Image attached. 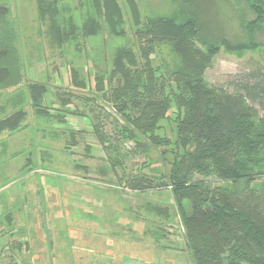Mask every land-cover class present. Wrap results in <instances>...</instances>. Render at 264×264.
Segmentation results:
<instances>
[{"label": "trees", "instance_id": "trees-1", "mask_svg": "<svg viewBox=\"0 0 264 264\" xmlns=\"http://www.w3.org/2000/svg\"><path fill=\"white\" fill-rule=\"evenodd\" d=\"M193 1L172 0V13L151 17L141 16L135 0H126V11L117 0L35 4L50 43L61 48L78 37L92 54L101 71L95 91L116 108L125 138L148 153L162 148L166 173L130 187L170 189L192 264H264V69L231 76L230 90L210 86L204 73L220 47L254 44L213 34L193 13ZM234 1L253 14L251 32L264 28V0ZM127 13L136 45L121 41ZM71 78L76 88L85 85ZM46 92L45 84L24 81L10 9L0 5V136L22 130L30 112L51 119ZM12 96L18 99L8 108ZM165 120L172 137L159 134Z\"/></svg>", "mask_w": 264, "mask_h": 264}, {"label": "rangeland", "instance_id": "rangeland-1", "mask_svg": "<svg viewBox=\"0 0 264 264\" xmlns=\"http://www.w3.org/2000/svg\"><path fill=\"white\" fill-rule=\"evenodd\" d=\"M117 1L126 11V0ZM135 2L141 16L173 11L172 0ZM0 5L10 9L24 81L46 85L44 105L53 115L30 112L22 130L0 136V264H192L170 189L130 187L134 179L166 173L162 148L148 153L125 138L116 108L95 91L100 70L80 38L61 48L50 43L34 15L35 0ZM191 7L213 34L254 44L220 47L204 73L210 86L230 90L231 76L264 69V28L246 27L254 16L242 2L194 0ZM125 19L121 41L136 45L128 13ZM72 76L85 85L76 88ZM159 125L161 136L172 137L170 121Z\"/></svg>", "mask_w": 264, "mask_h": 264}, {"label": "crops", "instance_id": "crops-1", "mask_svg": "<svg viewBox=\"0 0 264 264\" xmlns=\"http://www.w3.org/2000/svg\"><path fill=\"white\" fill-rule=\"evenodd\" d=\"M35 10H36V7H35ZM36 13H34V15L36 16V20L38 19V16H37V11H35ZM19 52V51H18ZM21 58V57H20ZM22 64V63H21ZM10 136V134H4V135H1V137L4 139V138H7Z\"/></svg>", "mask_w": 264, "mask_h": 264}]
</instances>
